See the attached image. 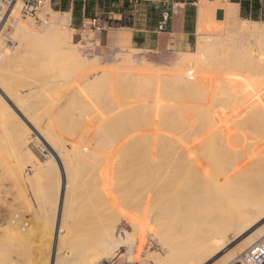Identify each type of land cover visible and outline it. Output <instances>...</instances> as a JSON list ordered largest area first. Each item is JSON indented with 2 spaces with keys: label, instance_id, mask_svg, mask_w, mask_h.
<instances>
[{
  "label": "bare ground",
  "instance_id": "bare-ground-1",
  "mask_svg": "<svg viewBox=\"0 0 264 264\" xmlns=\"http://www.w3.org/2000/svg\"><path fill=\"white\" fill-rule=\"evenodd\" d=\"M223 1L196 0L197 4H200L197 9L199 37L196 41V49L192 53L181 54L177 62H174L172 72L166 77L171 82L179 84L180 89H171L168 92V99L162 102L159 101L157 95L160 89H153L156 102L151 104L149 113L152 114L151 117H157V119L161 117L158 120L169 117V124L151 125L149 122L152 129L148 133L146 131L128 135L120 131L119 124L117 125V121L114 122L115 116L121 114L122 110L115 111L117 107L115 94L118 93L113 92L108 96L103 95L107 96L105 101L96 102L100 105L98 109L95 108L94 103H91L92 101H87L88 103L83 101L85 104L79 106L80 113L85 114V119L88 113L91 117L93 112L100 119L102 111L108 115L92 132L82 131L77 138L74 137L70 141L71 149L63 151L65 156L63 152L58 153L57 148L53 147L57 158L60 159L64 177H62L59 166L56 168L57 165L54 164L55 158L50 160L49 156L47 158L40 156V151H38L39 154L36 153L37 148L34 150L27 143L29 138L26 140L25 135L16 145V153L20 155L19 161L26 159L25 161L30 163L31 170L39 172L43 178H48L50 167L53 166L56 172L59 170V175L56 173L55 194H52L55 195L53 196L55 197L53 207L55 210L60 199H63L61 218L64 216V203L67 199L69 185L73 180L72 177L75 176V167L87 163L90 165L91 161L96 160L100 152L108 147L119 148L125 153L130 151L129 148L134 149L130 153H135L134 156L138 155V162L134 159L136 175L133 173L132 178L136 181L137 177L136 182L138 183H135L138 188L136 189V185L133 186V179L130 183L125 178L127 175L130 177L133 175L125 172L127 174L125 177L122 175V179L124 177L125 182L128 180L129 186L132 185L137 191L148 189L144 190L145 193L133 190L135 194H138H136L137 207L141 206L154 215L153 226L157 224L156 221L161 223L164 221L169 231L166 239L158 238V251L152 254L148 264H234L248 247L258 240H264V72L260 73L256 81H249L248 84L242 80V77L239 79L235 77L226 89L223 88L222 91L217 92L218 95L213 98L205 96V91L200 88L201 80L204 82L206 78L204 76L209 74L213 68L218 71L217 68L220 69L227 64L250 66L264 63V22L239 19L238 3L231 0ZM19 6V3L15 4L12 20L7 23L12 29L11 36L19 38V45L13 47V51L12 47H9L10 52H7L0 38V66L5 67L6 64H10L16 67L21 62L23 64V61H27L26 58L33 54L37 45L43 42L53 51H63L64 53L62 52L60 56L71 59L74 66L84 68L88 65L79 53L78 43L69 41L72 33V30L66 29L69 13L64 12L56 16L57 11L52 10L46 4L41 9V14H43L40 20L42 22L36 27L13 15V13H18ZM219 12L222 13V19H220ZM211 30H217L216 33L219 32V34L215 36L211 35L212 33L208 34ZM222 31H226L225 34H220ZM116 40L124 44L129 42V34L125 28H119ZM132 63L134 61L130 53L121 57L120 64L131 66ZM124 69L128 70L126 67ZM144 69L121 71L122 78L126 81L138 82L142 90L150 81L153 85H158L159 80H156L154 76L146 75L143 72ZM167 69H165L166 72L169 70ZM100 73L92 81L85 80L84 85L87 86L82 87L84 89L96 87L97 89L105 80L118 73V69L112 66ZM138 84L135 85L138 87ZM8 95L6 97L10 102L16 98V96L13 98L12 95ZM0 101L2 105H6L5 99L0 98ZM139 106L146 107L144 103L139 102L129 107L130 113L138 115L137 109L134 110V108ZM94 117L93 115L92 118ZM73 118L76 117L73 116ZM148 120L152 121L149 117ZM146 144L150 146V149L144 148ZM124 160L114 159L110 164L104 165L101 168L103 170L101 175L106 177L108 174L113 175L120 171L119 164ZM128 160L129 163L130 160ZM134 161L131 159V163ZM24 168L25 165L20 166L19 170L22 171ZM145 168L150 169V172ZM78 169L80 168L76 169L80 175L79 172L84 169L81 168L83 170L80 169L79 172ZM51 171L53 173V170ZM36 175L39 176V174ZM244 176L249 178L243 180ZM63 179L65 183L62 182ZM61 218L57 220L59 230ZM101 235L98 240L90 244H83L81 238L76 239L77 248L74 256L68 260L65 258V260H57L55 257L56 260L52 264H67L79 257L83 259L82 264H94L99 260L100 255L114 253L124 246H128V250H131L128 253H132L129 258L126 256L128 260L132 261L138 257L135 256L133 250L136 238L128 232L125 236L120 233L113 237L111 231L105 228ZM154 235L156 234L153 233L152 237ZM93 244L96 246L90 247ZM85 248H89L91 253L84 254ZM111 249L114 250L111 251ZM48 261L47 257L45 264ZM5 262L3 264H6Z\"/></svg>",
  "mask_w": 264,
  "mask_h": 264
},
{
  "label": "rangeland",
  "instance_id": "rangeland-1",
  "mask_svg": "<svg viewBox=\"0 0 264 264\" xmlns=\"http://www.w3.org/2000/svg\"><path fill=\"white\" fill-rule=\"evenodd\" d=\"M89 1L90 11L88 12V16L92 17L95 13L94 7L96 3L94 0ZM173 1L178 3L176 5V9L178 10L181 9L182 3H188V14L191 19V27L192 29L194 28V34L190 36L189 45H187L185 49L170 47L163 53L150 51L146 47V44L142 43L141 33L137 32L134 34V42H136V45L119 43L117 41L106 45L105 42H99L95 33L88 28L81 30L84 20V17H82L85 4L84 0H51V4L49 5L50 8L58 13L54 15L60 16L64 12L69 13L66 25V29L72 30L69 41L71 43H78L79 53L88 62V65L84 68L74 66L71 59L68 60L60 56L63 51H53L50 49L49 45L43 42L37 45V48L32 52L33 54L28 56L26 58L27 61H23V64L21 62L19 63L20 65L18 64L19 66L17 65L16 67L10 64H6L5 67L0 66L2 68L0 70V77L3 78H0V98L6 100V105L9 108L8 111L7 106L2 105L0 101V264H3L5 261L6 264H8L9 261L11 264H45L47 257L49 260L47 264H52L56 260L55 257L57 260L64 258L66 260L69 258L71 259L77 248L76 239L81 238L83 244L93 243L102 236L101 234L105 228L111 231L113 237L120 233L125 236L127 232L133 235L136 238L133 250L135 256L138 257L132 261H130V259L128 260L132 253H130L131 250H128V246H124L114 253L111 252L100 255V257H98L99 260L94 264L104 259H112L115 264H148L152 254L158 251V238L164 240L168 237L169 231L164 221H162V223L156 221L157 224L153 226L155 223L153 222L154 215L141 206V208L137 207L136 196L138 194H135L134 191L137 190H135L133 186L138 182H136V176V181L132 177L136 175L134 168L136 161L138 162V155L134 156L136 154L132 153L134 150L133 148V150L129 148V150L132 151L131 153L130 151L125 153L119 148L108 147L102 150L96 160L93 159L91 161L92 163H90V165L87 163L85 165L83 164V166L78 165L75 167V176L72 177L73 180L69 185L67 199L64 203V216L61 218L63 199H60V203L56 206V210L53 208L55 201V197H53L55 196L54 188L57 186L56 173L59 175V170L56 172V169H53L52 166L49 169L48 178H43V175L39 172H33L31 170L29 166L30 163L26 162V159L20 158L21 161H19L20 155L16 153V145L18 141H20L19 139H23L25 135L26 137L24 138H26V140L29 138L27 143L31 145L34 150L36 148L38 149L35 150L36 153L39 154L38 151H40V156L44 158L49 156L51 157L50 160L55 158L54 164L57 165L56 168L59 166L62 171V177H64L62 165L59 161L60 159L57 158L58 156L55 152L57 151L59 153L60 151L70 150V141L74 137L77 138L82 131L89 130L92 132L100 121L108 116L102 111L103 113H100L101 116H99L101 117L100 119L97 118V115L93 112L91 113V117L90 113H88L85 119V114L80 113L79 110L82 104H85L83 101H92L91 103H94L95 108L98 109L100 105L96 104V102L99 100L105 101L107 96L113 92L118 93L117 95L115 94V105L117 106L115 111L119 112V110H122L121 114L117 115L118 118L115 116L116 120L114 119V123L117 121V125L119 124L120 131H124V133L128 135L132 133H145L146 131L148 133L151 132V125L155 123H160V125L161 123L162 125L169 124V117L158 120L161 117L157 119V117H151L152 114L149 113L151 104L156 102L153 89H160L157 94L160 102L168 99V92H170L171 89H180L178 88L180 87L179 84H175L172 81L173 84L170 80L166 79V77L172 72L174 64L181 54H189L196 49V41L199 37L196 11L200 7V4H197L196 0ZM231 1L238 3L239 19L264 22V1ZM15 3H19L21 6V1L16 2V0H13L10 7ZM141 3L144 4L146 15L140 18H145L146 20L151 19V21L157 20L159 9L154 8L153 2L142 0ZM20 6L18 13H13V15L20 17L22 20H25V22L28 21V24L30 22L32 26L38 27L42 22L40 20L43 14H41L42 11L40 10L36 17H21L19 13ZM74 7L79 9V13L77 12L75 16L73 15ZM219 14L220 19H222V13L219 12ZM176 15L177 14H175V16ZM2 26L3 23L0 24V38L2 39L5 49H7L6 51L10 52L8 51L11 46L10 43H12L13 51V49L17 47L16 45H19V38L11 36L12 29L10 27L2 28ZM39 28L42 29L41 27ZM208 32H210L208 34L212 33L211 35L214 36L219 34V32L216 33L217 30ZM225 32L226 31H222L220 34H225ZM149 35L150 39L156 36V34L153 33ZM137 46H139L140 49H136ZM126 53H130L134 61L131 66L120 64L121 57ZM108 66L117 68L118 73L105 80L97 89L96 87H94V89L88 87V89L83 88L87 86L84 85L85 80L88 82L92 81L101 74L100 72L109 68ZM124 67L128 68V70H125ZM135 68H145L146 70L144 69L143 72L159 80L158 85H153L152 81H150L142 90L138 82L123 80L124 78H122L121 71L128 72L130 70H137ZM165 69L168 71L166 72ZM217 69L218 71L214 68L212 70L210 69V73L207 72L209 74L204 76V78L206 77L204 82L201 80L200 88L205 91V96L209 98L216 97V95H218L217 92L219 93L223 88L226 89L231 83L230 81L235 77L237 79L242 77V80L246 84L252 80L256 81L260 73L264 72V63L250 66H230L227 64ZM84 71L87 74L84 73ZM6 75L8 77H6ZM115 82L116 84H114ZM135 84H138V87ZM8 94L12 95L13 98L16 96V98L12 99V102H10L6 97ZM103 95L107 96L104 97ZM139 102L144 103L146 107L139 106L134 108V110L137 109L136 113L138 115H132L133 113H130L129 107ZM75 107L76 109H74ZM71 113L73 114L71 115ZM93 115L95 116L94 118H92ZM131 115L132 118H130ZM73 116L76 118H73ZM148 117L152 119V121L148 120ZM95 118H97V120H95ZM154 118L155 121H153ZM127 128H131L133 131ZM21 135L22 137H20ZM147 146L148 144H146L144 148L150 149V146ZM53 147L59 149L55 151ZM64 153L65 152H63V155ZM51 154L53 157L50 156ZM126 158H130V164L127 162L128 159ZM114 159H125L123 163L121 161L119 164L120 167L118 169L120 171L113 173V175L108 174L110 176L112 175L111 177H107L108 175L103 177L101 175V173H103L101 168H103L104 165L110 164ZM131 159H133V161L134 159L137 160L131 163ZM23 162H25V164H23ZM19 165H25L24 170L20 171ZM87 165H89L88 169ZM124 166H126V168H124ZM77 168L84 169H81L83 171L78 169V172L80 170L81 172L79 173L82 175L77 173ZM51 170H53V173ZM145 170L149 171L150 169L145 168ZM125 172L129 175L135 174L130 177L128 175L126 176L127 173L125 174ZM34 173L39 174V176ZM77 175L79 177L76 178ZM122 175L124 177L126 176L125 178H127L129 182L133 179V186H129L128 180L126 179L127 181L125 182V178L123 177L122 179ZM81 177L82 180H80ZM248 178L249 177L244 176L243 180H247ZM62 182L65 183V180L63 179ZM124 183L127 184L125 185ZM137 188L138 185H136V189ZM144 190L147 191L148 189H139L137 192L141 193L140 191H143L142 193H145ZM59 217L62 220V222H60V230L57 221ZM61 223L64 225H62L63 227ZM153 233L156 235L152 237ZM18 234L21 236L19 237ZM57 235H59L58 238L60 239L57 238ZM140 239L141 241L143 239L142 242L144 243H142ZM232 245L233 244H231V246ZM95 246L96 245L93 244L90 247ZM113 250L111 249V251ZM128 251L130 252L128 253ZM83 252L86 255L91 253L89 248H85ZM126 256H128V258H126ZM81 258L82 257L76 258L74 261L67 264H82L83 259Z\"/></svg>",
  "mask_w": 264,
  "mask_h": 264
},
{
  "label": "crops",
  "instance_id": "crops-1",
  "mask_svg": "<svg viewBox=\"0 0 264 264\" xmlns=\"http://www.w3.org/2000/svg\"><path fill=\"white\" fill-rule=\"evenodd\" d=\"M148 1L153 2L155 9H159L158 19L151 21V19L146 20L145 18H138L133 23L128 24L117 21L128 9L127 0H102L101 6H98L96 3V6L94 7V14L101 15L105 20L109 18L112 19V21H108L110 24L109 27H106L105 29L95 33L99 42H105L106 45L116 42V34L119 32V28L123 25V28H125L129 34L128 43L132 45H136V42H134V34L137 32L141 33L143 40L142 43L146 44V47L150 51L163 53L170 47L185 49V47L189 45L190 36L194 34V28L192 29L191 27V19L190 15L188 14V3H182L181 9H176V13L173 14L171 20L166 24L165 29L163 31H158L157 22L160 17L161 5L159 4V0ZM111 4H114V6L111 7ZM173 4L177 5L178 3L173 1ZM142 5L144 6V4ZM175 14L177 15L175 16ZM82 17L85 18L84 10ZM115 25L118 28H116ZM84 29L85 27L82 26L81 30ZM150 33L156 34L155 38L150 39ZM136 49H140L139 46H137Z\"/></svg>",
  "mask_w": 264,
  "mask_h": 264
},
{
  "label": "built area",
  "instance_id": "built-area-1",
  "mask_svg": "<svg viewBox=\"0 0 264 264\" xmlns=\"http://www.w3.org/2000/svg\"><path fill=\"white\" fill-rule=\"evenodd\" d=\"M13 0H0V24L3 23L2 28L9 27L7 23L12 20V11L15 6L11 3ZM21 1L20 16L21 17H36L37 13L47 4H51V0H16ZM223 1V0H222ZM264 1V0H259ZM128 9L117 20L124 24L133 23L136 19L145 16L146 11L141 3V0H127ZM161 5L160 17L157 22V30L163 31L166 24L171 20L174 13H176V4H173L172 0H159ZM114 4H111L113 7ZM99 14H94L92 17L84 18L82 26L88 28L93 33L99 32L110 24ZM12 47V43H10ZM97 264H115L112 259H105ZM234 264H264V240H258L248 247L240 256V258L234 262Z\"/></svg>",
  "mask_w": 264,
  "mask_h": 264
},
{
  "label": "trees",
  "instance_id": "trees-1",
  "mask_svg": "<svg viewBox=\"0 0 264 264\" xmlns=\"http://www.w3.org/2000/svg\"><path fill=\"white\" fill-rule=\"evenodd\" d=\"M85 4H84V16L85 17H89L88 16V12L90 11V1L89 0H84ZM95 3L98 4V6L102 5V0H94ZM155 8V7H154ZM77 12L79 13V9L77 7H74L73 9V15L75 16V14H77Z\"/></svg>",
  "mask_w": 264,
  "mask_h": 264
}]
</instances>
